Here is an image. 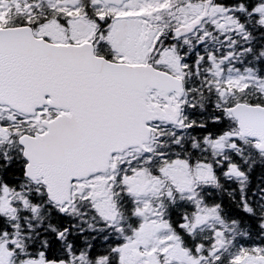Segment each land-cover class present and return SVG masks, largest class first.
<instances>
[{
    "label": "snow or ice",
    "instance_id": "6c2138e0",
    "mask_svg": "<svg viewBox=\"0 0 264 264\" xmlns=\"http://www.w3.org/2000/svg\"><path fill=\"white\" fill-rule=\"evenodd\" d=\"M0 264H264V0H0Z\"/></svg>",
    "mask_w": 264,
    "mask_h": 264
}]
</instances>
